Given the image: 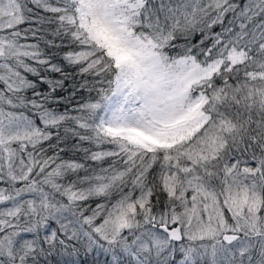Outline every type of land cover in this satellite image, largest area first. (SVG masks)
I'll return each instance as SVG.
<instances>
[{"label":"snow or ice","instance_id":"obj_1","mask_svg":"<svg viewBox=\"0 0 264 264\" xmlns=\"http://www.w3.org/2000/svg\"><path fill=\"white\" fill-rule=\"evenodd\" d=\"M0 264H264V0H0Z\"/></svg>","mask_w":264,"mask_h":264}]
</instances>
